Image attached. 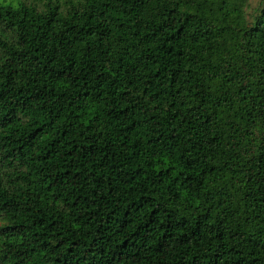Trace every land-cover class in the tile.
Returning a JSON list of instances; mask_svg holds the SVG:
<instances>
[{
	"label": "trees",
	"instance_id": "obj_1",
	"mask_svg": "<svg viewBox=\"0 0 264 264\" xmlns=\"http://www.w3.org/2000/svg\"><path fill=\"white\" fill-rule=\"evenodd\" d=\"M0 5V264H264V0Z\"/></svg>",
	"mask_w": 264,
	"mask_h": 264
},
{
	"label": "rangeland",
	"instance_id": "obj_2",
	"mask_svg": "<svg viewBox=\"0 0 264 264\" xmlns=\"http://www.w3.org/2000/svg\"><path fill=\"white\" fill-rule=\"evenodd\" d=\"M18 1L19 0H0V5H10L14 7ZM25 1L41 9L44 0H25ZM55 1H57L60 4L61 8H63V3H62L63 0H55ZM259 2L260 0H246V6L244 8V11L248 14L253 12L256 8H258Z\"/></svg>",
	"mask_w": 264,
	"mask_h": 264
}]
</instances>
